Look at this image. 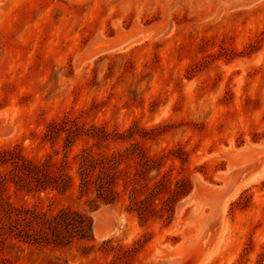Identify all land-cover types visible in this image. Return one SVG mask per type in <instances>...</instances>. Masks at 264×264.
<instances>
[{"label":"rangeland","instance_id":"1","mask_svg":"<svg viewBox=\"0 0 264 264\" xmlns=\"http://www.w3.org/2000/svg\"><path fill=\"white\" fill-rule=\"evenodd\" d=\"M127 149L101 203L82 166ZM5 150L68 177L0 166V264H264V0H0Z\"/></svg>","mask_w":264,"mask_h":264},{"label":"trees","instance_id":"2","mask_svg":"<svg viewBox=\"0 0 264 264\" xmlns=\"http://www.w3.org/2000/svg\"><path fill=\"white\" fill-rule=\"evenodd\" d=\"M129 149L125 151V154L127 155L125 158H123V154H121V157L118 158L115 156L114 153L113 156H105L100 163L90 161L84 163L82 166L83 170L81 173L82 176V184L85 186V189H89L90 183H95L97 186L98 196L97 199L101 203L105 204H115L118 202V192L115 189V184H118V179L120 176H116L126 173L128 170L124 167V164L128 162L126 158L128 157V160L130 156H132L129 153ZM13 154L12 150H5L0 154V166L7 165L8 163H12L13 165L20 166V169H22L23 174L25 177L28 178V180H25L27 183L33 182L35 185L43 187H58L60 188L62 186V183L66 182V176L64 173L59 175H52L51 172L54 171L51 166H55L56 162L52 160H47L44 164H35L31 163L28 166H23L22 158L24 157H9L7 158L4 156V154ZM6 157V158H5ZM152 161L153 158L149 157L148 161ZM127 166H130V163H127ZM99 168V174L97 175L96 180H94V174L96 173V170ZM6 176V173L4 171H0V186L7 185L8 182H5L4 177ZM116 176V177H115ZM61 180V181H60ZM16 182V181H15ZM17 184L19 182H16ZM66 186V184H64ZM137 194L138 191H135ZM1 200H3L2 196L0 195V203ZM137 205V208L135 209L142 220H145L151 211L154 209L152 207V204L146 199H142L139 197V195H136L135 198L132 199ZM8 205V204H7ZM3 211L5 212V216L11 217L13 216V213H10L7 211V209H4L3 205H0ZM0 208V213L2 212ZM11 210V209H10ZM73 215L77 217V219H70L67 217L66 212H61L56 219H60V221L57 223L58 228L63 227H70L73 226L77 231L83 232V237H93V218L90 216L80 213V212H73ZM4 219H0L1 223L4 224ZM4 228V227H2Z\"/></svg>","mask_w":264,"mask_h":264}]
</instances>
